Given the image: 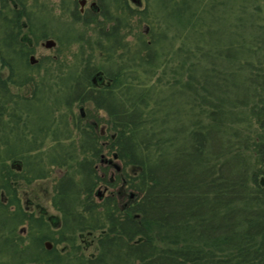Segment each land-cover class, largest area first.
Returning <instances> with one entry per match:
<instances>
[{"label": "trees", "instance_id": "trees-1", "mask_svg": "<svg viewBox=\"0 0 264 264\" xmlns=\"http://www.w3.org/2000/svg\"><path fill=\"white\" fill-rule=\"evenodd\" d=\"M139 16L146 33L126 41L117 19L106 64L85 66L77 100L61 95L103 111L105 133L79 115L69 149L43 123L49 165L67 169L54 187L57 237L36 236L49 221L18 198V182L44 176L30 157L43 147L0 148V264H264V139L252 137L264 131V0H145ZM96 72L107 84L91 90ZM104 149L120 168L108 179ZM5 159L25 163L15 172ZM103 185L116 194L96 200Z\"/></svg>", "mask_w": 264, "mask_h": 264}, {"label": "rangeland", "instance_id": "rangeland-1", "mask_svg": "<svg viewBox=\"0 0 264 264\" xmlns=\"http://www.w3.org/2000/svg\"><path fill=\"white\" fill-rule=\"evenodd\" d=\"M52 4H59L62 3L61 1H65V4L68 6V1H80V0H49ZM91 1L96 0H88L90 3ZM103 1L106 6L104 8L106 10L105 15L99 18H96L95 21H98L100 23L99 26L97 23H93L88 26L83 25V21H77L74 23V25L70 28V30L74 31V34H71L73 45L69 47V49H66L68 43L64 46V44L61 46L58 41H56V37L48 36L47 39H54L57 42L56 50H46L40 47L37 51V54L35 55L37 59H41L43 57H46L44 61L45 70L41 72V75L38 74L35 75V80L40 79V84H43V88L40 91V95H44V98H42L41 103L43 104V112L47 114L48 118L51 121L50 123H47L51 128H48L47 131H49V136L53 133H55L54 137L55 139L60 140L59 146L65 147V148H71L74 145H77V143H74V141L77 139L76 135H78L76 124L72 121H75L76 118L81 115V112L79 111L78 103L75 102V100L67 104L68 102L61 98L62 92L67 91L70 89L72 92L74 89H79L83 85V79L81 76H83V71L85 69V66L88 64L94 67L100 68L99 64H106V57L105 53L102 51L104 46L110 45L108 40L106 39V35L112 34L115 32L116 29L112 30L111 28L115 26L117 19H125V21H128V27L123 28V24L117 29V31H120L121 36L126 35V41H132L134 39V36L137 34H145L146 29L144 25L138 24L139 20V14L140 11H142L145 7V0H137L138 5L136 2H131L132 0H121V1H110V0H99ZM71 4V2H70ZM107 15V16H106ZM102 24V26L100 25ZM118 27V26H117ZM113 31V33H112ZM113 46H118L117 40L116 43H112ZM59 52H57V49H59ZM103 52V53H102ZM95 63V64H94ZM94 64V65H93ZM73 78V79H72ZM42 80V82H41ZM97 82V81H96ZM107 81L105 80L104 84ZM32 88V86L30 85ZM27 87L25 89L17 91V94H27ZM33 91H30V94ZM74 93V91H73ZM72 97L73 94L71 95ZM74 99V98H72ZM69 106H71L70 110L71 112H67V109H69ZM83 108L82 113H86L87 116L90 115V119L92 120L93 116L98 118L100 120V124L98 126V131L100 129L105 130V124L101 123L104 120H106V114L103 111L96 110L93 106L90 104L85 103V105H82ZM53 114V116L51 115ZM65 113H69L68 115H65ZM237 114V111H233V116ZM65 115L66 117H64ZM242 116V115H240ZM235 118V116H234ZM239 118V115L237 116V119ZM66 122L65 125H63ZM238 126V125H237ZM255 132L253 133L252 137L253 140H255V143H258L261 141V139H264V131L259 130L257 127H254ZM97 131V132H98ZM107 133V132H106ZM9 134L2 135V138L0 140V143L3 142L2 145H0L1 149L11 147L6 142V139H4V136H8ZM45 138V137H44ZM76 138V139H75ZM13 139L8 140L10 144L13 145L12 142ZM45 145L40 146L43 147L40 151L31 152V159L33 160V163L39 159V157H42L43 160L40 163V165L33 164V169L40 170L39 168L44 165V170H41L42 173H44L43 178L41 179H33L30 184L24 183V181L18 182V198L19 203L21 206L28 211L30 214H32L34 217L40 216V211L43 209L47 211L48 216H52V218H61L60 212L53 206V197L55 195L54 187L56 186L59 179L64 176L66 172V168L61 169L54 166H50V162L52 159L53 152L48 149V147L52 146V141H50V137L46 138ZM4 143H7L4 145ZM39 147V148H40ZM37 150V149H36ZM5 150H1V153H5ZM57 154V160L61 158V153H66L65 150H60ZM106 149L103 150L104 157H106L108 160L113 162V159L111 158L110 154L106 153ZM247 154H250L251 151H247ZM4 155V154H3ZM67 156V155H66ZM34 157H37L36 159H33ZM20 159V158H19ZM68 159V158H67ZM10 161H7L6 159L1 163L5 165H9ZM25 163V161H23ZM22 162V163H23ZM8 163V164H7ZM30 164L32 161L30 160ZM99 164V162L97 161ZM119 166V164L117 163ZM111 166V169L107 171V179L109 176H112L114 171L116 170L114 168V164L109 165ZM30 167V168H32ZM27 167L23 166V169L25 170ZM15 169V168H14ZM28 169V168H27ZM32 170V169H31ZM16 171V169H15ZM75 171V169L71 167L69 170V173L72 175ZM24 173V172H23ZM28 172L26 171L25 174ZM100 174V172H99ZM264 179V175H258L256 177L257 184H260V181ZM105 186H101L98 188L100 193H103ZM118 189V188H116ZM116 189L114 191L107 190L105 192V196H107L109 193H115ZM30 199L33 202L32 207L38 206V208L33 209L32 207H28L27 201ZM97 200V198L95 197ZM26 207H28L27 210ZM46 221L47 218H46ZM49 223V222H48ZM55 223H59V220H56ZM51 226V227H50ZM56 226V224H55ZM51 223H49L50 229L46 230V227H42L38 229L36 236L43 237L48 235H54L56 236V230L57 228ZM58 226V224H57ZM17 232L23 236L24 243L26 246H29L31 244V240L33 236L28 234V225L27 224H20L17 226ZM97 235V234H96ZM44 242H50L49 240H44ZM89 242V241H87ZM81 246H83V243L80 241L78 242ZM62 246H58L57 248H61ZM52 248V247H51ZM95 252V247L91 246L89 249L84 251V254L86 256H89L90 254Z\"/></svg>", "mask_w": 264, "mask_h": 264}, {"label": "flooded vegetation", "instance_id": "flooded-vegetation-1", "mask_svg": "<svg viewBox=\"0 0 264 264\" xmlns=\"http://www.w3.org/2000/svg\"><path fill=\"white\" fill-rule=\"evenodd\" d=\"M61 2L54 5L49 0H0V123L7 124L0 128V132L3 135L9 134L4 136V139L11 147L37 148L45 145L43 134L45 127L43 123H50L51 120L46 119L45 113L40 109L43 108L41 101L44 95H40L43 84H40V79L35 80V75L40 76L41 72L45 70L43 60L46 57L39 60L35 56L39 45L43 49L55 51L56 41H58L61 46L68 43L66 49H69L73 45L71 34H74V31L70 28L75 22H90L89 25H91L98 22L95 21L96 18L103 17L106 13L104 8L107 5L99 0L90 3L88 0L68 1V6L65 1ZM48 36L57 39L56 41L50 38L47 39ZM47 41L53 42L54 46L51 48L46 47ZM59 50L60 48L57 49V52ZM97 74L99 72H96L90 78L91 90H99L105 85L103 80L96 83L92 82V78ZM99 76L102 78L100 74ZM26 87L27 94H17V91ZM30 91L33 92L30 94ZM73 91L75 92L73 98L77 100V90L74 89ZM82 108L83 106H80L79 111L83 123L93 125L94 129L98 131L96 122L93 119L88 120L87 114H83L80 110ZM76 121L77 118L72 122L76 123ZM98 132L104 134L105 130L103 128ZM1 138L2 135L0 140ZM10 139H13V145L10 144L11 142L9 143L8 140ZM7 143H4V145ZM2 144L3 142L0 143V145ZM102 146L106 147L107 142L102 143ZM9 163V167L13 171L15 169V172L22 170L23 163L20 160L10 161ZM99 165L109 171V165H112V161L104 157L103 154ZM118 169L120 170L119 166ZM103 176L104 174H102ZM98 188L95 194L97 200L100 199ZM106 191L105 187L104 194ZM104 194L101 195V198ZM33 202L31 199L28 200V207H32ZM28 207H26L27 210H29ZM32 208L36 209L38 206ZM40 213L52 225L58 224L55 223L56 221L52 216L46 215L47 211L42 209Z\"/></svg>", "mask_w": 264, "mask_h": 264}, {"label": "water", "instance_id": "water-1", "mask_svg": "<svg viewBox=\"0 0 264 264\" xmlns=\"http://www.w3.org/2000/svg\"><path fill=\"white\" fill-rule=\"evenodd\" d=\"M132 1L138 3L137 0H132ZM45 46L48 47V48H51V47L54 46V43L51 42V41H47L46 44H45ZM97 77H98V74L92 79V82H93V83H96V81H100V82L102 81V78H101V77H99V78H97ZM81 111H82V110H81ZM113 159H116V156H113ZM115 168H116V170H119V169H118V166H117L116 164H115ZM101 195H102V193L98 192V197H99V198H101ZM131 196H132V195H131ZM44 245H45V247H46L47 250H50L51 247H52L50 242H46Z\"/></svg>", "mask_w": 264, "mask_h": 264}]
</instances>
